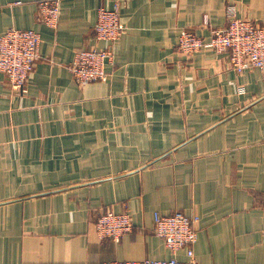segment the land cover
I'll return each mask as SVG.
<instances>
[{"label": "crops", "instance_id": "crops-1", "mask_svg": "<svg viewBox=\"0 0 264 264\" xmlns=\"http://www.w3.org/2000/svg\"><path fill=\"white\" fill-rule=\"evenodd\" d=\"M38 1L0 0V33L40 35L21 90L0 71V264L186 260L153 229L174 210L198 216L199 263L264 264V71L176 50L183 28L226 26L228 6L264 25V0H62L56 27ZM115 5L125 31L108 77L77 84L74 54L108 45L94 24ZM107 210L131 214L119 241L96 232Z\"/></svg>", "mask_w": 264, "mask_h": 264}, {"label": "built area", "instance_id": "built-area-1", "mask_svg": "<svg viewBox=\"0 0 264 264\" xmlns=\"http://www.w3.org/2000/svg\"><path fill=\"white\" fill-rule=\"evenodd\" d=\"M61 3L62 0H39L37 11L40 21L56 27ZM226 15V26L212 29L208 39L193 31L181 30L177 50L190 54L202 47H211L218 53L227 52L231 66L237 71L250 67L264 71V25L238 17L232 6L227 7ZM123 31L117 5L98 7L94 24L95 37L108 42V45L82 48L75 52L69 69L77 84L107 79L106 63L111 61L112 45ZM39 43L40 35L34 29L11 26L0 33V71L6 75L13 88H23L35 61L40 57ZM153 218L154 233L164 239L171 251L185 249L187 259L182 260L172 255L162 259L124 260L116 264H202L196 261L192 248L197 237L198 216L174 210L169 214L156 211ZM95 229L101 238L119 241L133 229L131 214L127 210L104 211L97 217Z\"/></svg>", "mask_w": 264, "mask_h": 264}, {"label": "rangeland", "instance_id": "rangeland-1", "mask_svg": "<svg viewBox=\"0 0 264 264\" xmlns=\"http://www.w3.org/2000/svg\"><path fill=\"white\" fill-rule=\"evenodd\" d=\"M96 17H97V15H96ZM119 17H120V16H119ZM238 17H239V16H238ZM241 18H243V17H241ZM207 22H208V21L205 20V21H204V24H207ZM121 23H122V22H121ZM57 24H58V23H57ZM122 25H123V24H122ZM123 26H124V25H123ZM214 29H217V28H214ZM181 30H190V31H193V30H191V29H187V28H183V29H181ZM181 30H180V31H181ZM124 31H125V26H124ZM124 31H123V32H124ZM180 31H179V33H180ZM123 32H122V33H123ZM193 32H194V31H193ZM122 33H121V35H122ZM179 33H178V37H179ZM195 33H196V32H195ZM196 34H197V33H196ZM121 35H120V36H121ZM198 35H199V34H198ZM199 36H201V35H199ZM178 37H177V43H178ZM201 37H202V36H201ZM208 38H209V37H208ZM208 38H204V39H208ZM118 39H119V38H118ZM118 39H117V40H118ZM117 40H116V41H117ZM116 41H115V42H116ZM115 42H114V43H115ZM176 45H177V44H176ZM200 49H201V48H200ZM176 50H177V48H176ZM198 50H199V49H198ZM198 50H195L194 52H196V51H198ZM177 51H178V50H177ZM179 52H180V51H179ZM194 52H192V53H194ZM181 53H182V52H181ZM192 53H190V54H186V55H191ZM183 54H185V53H183ZM113 55H114V52H113ZM112 58H113V56H112ZM111 60H112V59H111ZM107 72H108V71H107Z\"/></svg>", "mask_w": 264, "mask_h": 264}]
</instances>
